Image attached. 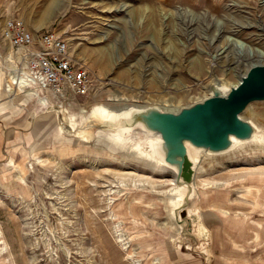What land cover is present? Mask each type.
Segmentation results:
<instances>
[{
    "label": "rangeland",
    "instance_id": "obj_1",
    "mask_svg": "<svg viewBox=\"0 0 264 264\" xmlns=\"http://www.w3.org/2000/svg\"><path fill=\"white\" fill-rule=\"evenodd\" d=\"M11 18L62 34L90 91L20 78ZM251 62L264 63V0H0V264H264V149L203 162L200 237L171 223L172 174L99 136L112 128L91 114L134 100L180 109ZM243 116L264 129V101Z\"/></svg>",
    "mask_w": 264,
    "mask_h": 264
},
{
    "label": "water",
    "instance_id": "obj_2",
    "mask_svg": "<svg viewBox=\"0 0 264 264\" xmlns=\"http://www.w3.org/2000/svg\"><path fill=\"white\" fill-rule=\"evenodd\" d=\"M255 101H264V63L252 64L227 92L212 91L210 96L178 110L156 105L136 107L138 112H130L125 120L141 122L159 133L162 142L158 150L164 160L177 168L179 181L191 184L195 168L187 145L218 153L230 149L234 138L252 139L257 128L243 113ZM103 124L110 128L112 123ZM181 212L188 216L187 210Z\"/></svg>",
    "mask_w": 264,
    "mask_h": 264
},
{
    "label": "bare ground",
    "instance_id": "obj_3",
    "mask_svg": "<svg viewBox=\"0 0 264 264\" xmlns=\"http://www.w3.org/2000/svg\"><path fill=\"white\" fill-rule=\"evenodd\" d=\"M252 64L254 63L251 62L247 70L239 74V79L235 84H225L222 81H215L210 92L206 94V97L210 96L211 92L215 90H220V92L222 93L227 92L232 86H235L239 83L241 77L246 74ZM19 77L22 76L19 75ZM19 77L17 79H19ZM15 83H18V80L15 81ZM121 99L122 97L113 100L117 101ZM151 105L154 104L152 103L143 105L139 104L137 100H134L132 102H125L121 105L119 104V106L116 107H109L110 109H105L99 106L94 108L91 114L94 115L95 119L99 123L103 124L106 121L112 123L110 125L112 128V133H100L99 136H105V139L116 146L117 149L126 151L129 155L145 163L151 169L161 170L162 172H169L170 174H172V179L169 182L171 188L166 192V202L168 208L167 213L170 216L171 223H174V220H177L178 222L180 221L178 228L180 229L179 231L183 233L186 230L185 227H187L189 222L191 221V225L193 226V230L195 231L194 235H199L200 237L206 238L208 231L202 223L201 215H199L197 208L194 206V200L192 201V199H195L196 194H198V184L196 183V178H198L200 175L199 173L203 171V162L205 160L221 162L230 158H236L240 153L244 152V150L251 147L256 149L261 148L263 150L264 129L263 127L252 121L257 128V131L252 139L239 140L234 138L233 145L230 149L218 153L209 152L207 150L199 149L192 146L191 144H188V154L194 163L195 175L194 180L191 184H185L182 181L178 180L177 168L167 163L164 160V156L158 150V146L162 142L160 134L148 129L141 122H129L128 120H125L126 118H128L127 115L130 114V112H138L139 109H137L136 107H148ZM140 134L144 136L143 139H140L139 141L133 143V140ZM177 208L179 209V212H181L182 210L188 211V217L190 219L187 220L189 221H185L178 215L175 216L173 214V211Z\"/></svg>",
    "mask_w": 264,
    "mask_h": 264
},
{
    "label": "built area",
    "instance_id": "obj_4",
    "mask_svg": "<svg viewBox=\"0 0 264 264\" xmlns=\"http://www.w3.org/2000/svg\"><path fill=\"white\" fill-rule=\"evenodd\" d=\"M3 36L23 51L18 56L20 78L44 86L54 95H62L66 88L76 94L90 91V72L76 63L68 40L58 31L46 29L36 35L22 19L11 18L5 24Z\"/></svg>",
    "mask_w": 264,
    "mask_h": 264
}]
</instances>
